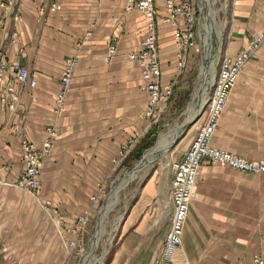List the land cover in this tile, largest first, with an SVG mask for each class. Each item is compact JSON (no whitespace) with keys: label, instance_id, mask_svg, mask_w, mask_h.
I'll list each match as a JSON object with an SVG mask.
<instances>
[{"label":"crops","instance_id":"1","mask_svg":"<svg viewBox=\"0 0 264 264\" xmlns=\"http://www.w3.org/2000/svg\"><path fill=\"white\" fill-rule=\"evenodd\" d=\"M155 0L159 60L164 81L184 80L196 47L177 65L174 26ZM222 50L233 55L253 33H264V0H230ZM147 17L128 0H0V60L28 67L36 83L19 86L14 107L0 102V181L14 184L25 167L24 140L41 145L52 126L50 152L41 160L39 195L66 226L93 205L99 183L112 173L120 144L150 128L139 67L128 58L147 34ZM114 42L115 54L106 58ZM75 60L63 109L57 108L59 73ZM11 70L2 73V83ZM178 87V85H175ZM205 116V114H204ZM152 122V121H151ZM154 123V122H153ZM189 141L142 180L121 222L108 264H149L163 247L173 203L174 164ZM211 143L247 157H264V39L231 88ZM49 201V204L47 203ZM264 257V172L203 161L189 201L184 230L171 264L250 263Z\"/></svg>","mask_w":264,"mask_h":264},{"label":"rangeland","instance_id":"2","mask_svg":"<svg viewBox=\"0 0 264 264\" xmlns=\"http://www.w3.org/2000/svg\"><path fill=\"white\" fill-rule=\"evenodd\" d=\"M195 2L199 5L194 25L197 41V49L194 50L195 67L184 80L175 81L178 85L174 86L175 96L170 105L166 104V111L158 120L145 115L151 123L150 132L135 142L128 154L115 163L112 173L101 183L99 187H103L102 190L91 198L93 205L85 209H89V213L82 232L74 234L57 223L40 195L16 186L17 181L14 184L0 181V264H108L120 241L121 222L144 177L153 167L180 152L181 147L190 142L205 120L207 97L218 61L225 54L222 47L226 39L230 0ZM203 84L206 87L199 93ZM180 99L183 104H179ZM165 135L169 146L157 151L154 158L141 166L131 180L125 182L123 178L134 173L130 170L140 162L142 154L149 153ZM144 142L148 145L139 157H135L137 149ZM121 180L124 184L115 193L114 189Z\"/></svg>","mask_w":264,"mask_h":264},{"label":"built area","instance_id":"3","mask_svg":"<svg viewBox=\"0 0 264 264\" xmlns=\"http://www.w3.org/2000/svg\"><path fill=\"white\" fill-rule=\"evenodd\" d=\"M11 1V0H8ZM51 9L59 7V0H48ZM168 10L166 16H162L163 21L174 26L173 38L177 45V65L184 66L187 50L190 47L197 48L195 36V21L199 5L195 0H164ZM135 6L147 17V34L141 40L139 47L128 52L129 59L134 60L140 73L138 87L147 93V107L145 114L147 117H154L157 120L159 112L166 103L172 102L175 96V79L164 81L159 60L158 32L155 15V0H128V7ZM264 39V33L257 32L249 40L246 47L240 49L233 55L223 54L218 61L215 77L207 97V112L205 120L199 127L195 135L191 138L188 147L185 149L182 158L175 162L173 175L171 178L170 197L173 203V213L170 219L169 229L166 233L163 247L160 252L150 261L149 264H170L175 250L179 247L184 224L188 213L189 201L194 189L198 170L205 160L210 164H227L242 171L254 173L264 172V157H247L234 153L230 150L215 146L211 143L212 134L217 126L219 115L224 108L226 98L231 88L237 81L240 73L249 59ZM116 52L114 42L110 43L106 49V58L112 57ZM75 60L67 58L60 69V86L56 93V103L58 109H63L65 95L71 85L73 67ZM11 70V75L2 83V73ZM24 83L34 85L35 77H31L28 67L18 61H13L6 66L5 61L0 60V102L8 103L10 106L18 100L19 86ZM52 134L46 136L43 145L37 146L34 142L24 140L22 145L23 163L26 162L25 173L18 180V185L27 190L37 187L35 176L39 158L45 155L51 146L54 130L52 126L46 127ZM135 144L134 139H129L120 144L115 162L124 158ZM102 184L99 183L98 186ZM94 198V197H92ZM49 204V201L47 202ZM88 210H84L76 217V224L66 226L61 218H56L57 223L63 225L66 230L76 233L83 227ZM242 264H264V257L260 253H255L250 263Z\"/></svg>","mask_w":264,"mask_h":264},{"label":"bare ground","instance_id":"4","mask_svg":"<svg viewBox=\"0 0 264 264\" xmlns=\"http://www.w3.org/2000/svg\"><path fill=\"white\" fill-rule=\"evenodd\" d=\"M208 28H210V27H208ZM210 42V41H209ZM207 47V46H206ZM211 53V52H210ZM209 54V53H208ZM212 60V59H211ZM212 63V62H211ZM206 86H205V84H203L201 87H200V89H199V93L201 92V91H203L204 90V88H205ZM166 104H169V103H166ZM166 104H165V106H166ZM164 106V107H165ZM164 107H163V109L159 112V115H158V117H157V120L159 119V116H161V114L164 112V111H166V109H164ZM168 107V106H167ZM192 108V107H191ZM190 108V109H191ZM189 109V110H190ZM200 110V107H199V109L197 110V111H199ZM223 110V109H222ZM222 112V111H221ZM197 114H198V112H196ZM221 114V113H220ZM220 116V115H219ZM218 124V123H217ZM54 130V129H53ZM49 134H52V129L51 130H48L47 129V135H49ZM54 134H55V132H54ZM54 134H53V136H52V140H53V137H54ZM169 134V133H168ZM46 139V138H45ZM44 139V140H45ZM44 140H43V142H42V144L41 145H43V143H44ZM38 147L39 146H41V145H38V144H36ZM51 146H52V141H51ZM51 146H50V149H51ZM169 146V142H168V139L166 138V135L163 137V138H161L160 140H159V143L152 149V150H150L149 151V153L147 152L145 155H144V157L142 158V160H141V163H142V165L141 166H143L145 163H147L150 159H152V158H154V155H155V153L157 152V151H161V150H164V149H166L167 147ZM23 147V146H22ZM50 149H49V151L45 154V155H47L49 152H50ZM23 153H24V147H23ZM45 155H43V156H41V158H39V162H38V164H37V169H38V171L36 172V174H35V176H36V178H37V187L35 188V189H33V190H30V191H33L35 194H38L39 195V191H40V187H41V184H42V182H41V160H42V158L45 156ZM25 166H26V162H25ZM140 166V167H141ZM140 167H137L136 169H134V173L132 172V173H130V174H127L124 178H123V180L126 182V181H129V180H131V178H133L134 177V175H135V172L140 168ZM24 169H25V167H24ZM22 170V172H21V174H20V177H19V179L20 178H22L23 176H26V173H25V170ZM18 179V180H19ZM18 180H17V182L15 183L16 184V186H18V187H21V186H19L18 185ZM123 184L124 183H122V180H121V182L116 186V188L114 189V192L116 193H118V190H119V187H121V186H123ZM49 213H50V215L51 216H53V217H56L55 215H56V213H57V211L56 210H50L49 211ZM57 218V217H56ZM58 218H60V217H58ZM62 220V219H61ZM83 229H84V227H80L77 231H76V233H80V232H82L83 231ZM99 233V232H98ZM96 241H97V239H95V241H94V244H96ZM93 244V245H94ZM94 249H95V247H94ZM94 251V250H93ZM92 256V255H91Z\"/></svg>","mask_w":264,"mask_h":264},{"label":"trees","instance_id":"5","mask_svg":"<svg viewBox=\"0 0 264 264\" xmlns=\"http://www.w3.org/2000/svg\"><path fill=\"white\" fill-rule=\"evenodd\" d=\"M181 103L183 104V101L180 99V100H179V104H181ZM151 128H152V127H151ZM151 128L148 130L147 134L150 132ZM147 134H146V135H147ZM144 137H145V136H144ZM147 145H148V143H146V142H144V144L142 143V146H141L139 149H137V151H136V153H135V154H136L135 157H136V156L139 157V156L141 155L143 149H144Z\"/></svg>","mask_w":264,"mask_h":264},{"label":"water","instance_id":"6","mask_svg":"<svg viewBox=\"0 0 264 264\" xmlns=\"http://www.w3.org/2000/svg\"><path fill=\"white\" fill-rule=\"evenodd\" d=\"M144 157V154H142V156H141V158H140V162L138 163V164H135L134 166H133V168L130 170V171H134V169H136L137 167H140L141 165H142V163H141V159Z\"/></svg>","mask_w":264,"mask_h":264}]
</instances>
